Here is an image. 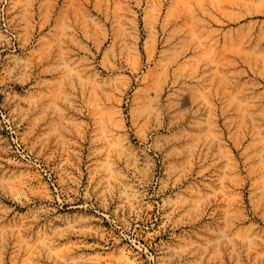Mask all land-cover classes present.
<instances>
[{"label": "rangeland", "instance_id": "1", "mask_svg": "<svg viewBox=\"0 0 264 264\" xmlns=\"http://www.w3.org/2000/svg\"><path fill=\"white\" fill-rule=\"evenodd\" d=\"M0 264H264V0H0Z\"/></svg>", "mask_w": 264, "mask_h": 264}]
</instances>
